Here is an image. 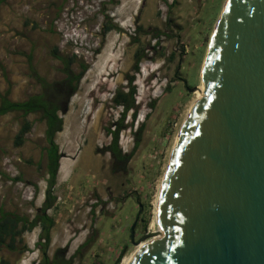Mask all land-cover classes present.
<instances>
[{
  "label": "rangeland",
  "instance_id": "1",
  "mask_svg": "<svg viewBox=\"0 0 264 264\" xmlns=\"http://www.w3.org/2000/svg\"><path fill=\"white\" fill-rule=\"evenodd\" d=\"M0 1V76L10 77V87L16 75L25 84L17 98L42 92L28 63L31 52L36 71L52 81L64 77L62 63L50 54L52 48L75 58L74 67L81 61L88 64L66 110L59 112L64 126L55 141L62 156L54 206L47 210L55 222L48 256L59 252L69 258L91 238L73 264H113L121 252L123 264L138 246L131 228L135 225V242L155 229L159 186L197 97V91L185 88L184 80L190 87L201 84L204 60L225 0ZM112 6L121 25L129 27L128 36L122 28L109 31L106 38L97 35L104 22L101 12ZM99 43L105 46L97 55L93 48ZM137 52L143 58L134 74L136 84H131L135 107L127 111L119 134L121 150L133 152L128 161L114 165L107 147L123 106L111 96L119 89L127 92L125 73H133L130 67ZM103 75L109 76L103 79ZM39 117L34 113L23 117L21 112L0 116V208L30 219L43 206L48 184L49 144L46 123ZM25 118L32 128L25 142L15 146V135ZM41 230L39 224L24 232L15 250L0 247V264H38L43 258L37 244Z\"/></svg>",
  "mask_w": 264,
  "mask_h": 264
},
{
  "label": "water",
  "instance_id": "2",
  "mask_svg": "<svg viewBox=\"0 0 264 264\" xmlns=\"http://www.w3.org/2000/svg\"><path fill=\"white\" fill-rule=\"evenodd\" d=\"M201 83L162 179L160 233L135 242L134 225L146 243L128 264H264V0H226Z\"/></svg>",
  "mask_w": 264,
  "mask_h": 264
},
{
  "label": "trees",
  "instance_id": "3",
  "mask_svg": "<svg viewBox=\"0 0 264 264\" xmlns=\"http://www.w3.org/2000/svg\"><path fill=\"white\" fill-rule=\"evenodd\" d=\"M28 25L29 21H25ZM50 54L62 61L60 71L66 76L57 79L50 80L47 77L41 76L35 69L32 60V52L27 54L28 63L32 69V76L35 78L37 83L42 87V92L39 94H32L27 96L23 100H13L10 98L11 90L7 89L5 92L0 91V116L10 112H21L23 117H27L29 114H39L40 120L45 121V138L49 144L46 148L47 153V189L46 198L41 207L40 211L33 219L29 217L16 214L11 211H7L4 208H0V247L8 246L10 249L15 250L17 246L15 242L18 237L22 236L24 232L31 231L35 226L41 224L42 230L39 235L38 245H41V251L43 258L38 264H73V260L79 250L90 242L91 238H88L82 243L76 250V252L69 258L61 257L59 252L55 254L53 258L48 256V248L51 242V228L54 226V218L47 213V210L54 206V195L53 189L56 186L57 174L59 170L60 157L62 156L59 152V146L55 141L56 134L63 130L64 120L59 115V112H64L69 98L77 91L81 75L72 76V69L70 68L72 60H68L66 55L59 53L58 48H52ZM143 55L139 52L136 53L135 62L132 66L133 74L138 71L139 64ZM86 67L84 68V70ZM83 74V73H81ZM133 76L130 78L132 81ZM74 82V84H73ZM131 89V90H129ZM134 87L131 85L127 92L118 90L115 97V102L118 105L124 107L122 117L117 125V129L111 131L112 144L107 150H110L113 154V158H121L124 161H128L132 152L124 154L119 146V134L123 130V120L129 109L135 107V101L132 98V92ZM32 128V122L25 118L20 130L15 135L14 144L15 146H21L25 142V134H27ZM9 240V241H8ZM27 247H23L25 250ZM123 253L116 258L113 264H120ZM1 264H7L2 261Z\"/></svg>",
  "mask_w": 264,
  "mask_h": 264
},
{
  "label": "flooded vegetation",
  "instance_id": "4",
  "mask_svg": "<svg viewBox=\"0 0 264 264\" xmlns=\"http://www.w3.org/2000/svg\"><path fill=\"white\" fill-rule=\"evenodd\" d=\"M107 3L109 4H112V3H114V0H108L107 1ZM106 3V4H107ZM113 9V10H112ZM116 9V7H111L110 9L108 8V9H104L101 13L102 14H105L104 15V22L102 23V29H98V31L96 32L97 33V35H101L102 37H104V38H106L107 37V35H108V32L109 31H112L113 29H119L120 30V28H122V29H124L125 30V35L126 36H128V28L129 27H124V26H122L121 25V21H119L118 20V18H116L115 16H114V10ZM136 20V17H134V21ZM96 28H98V27H96ZM96 28H93V27H90V29H92V30H96ZM104 46H105V44H103V45H101L100 43H99V45L98 46H96V47H94L93 48V52H95L97 55L101 52V50H103V48H104ZM67 58H68V60H72L73 61V63H74V61H75V58H72V56H68L67 55ZM60 63H62V61L61 60H58ZM73 63H71V66H70V68L72 69V72H71V75L72 76H78V75H81V78L82 77H84L85 75H86V73L88 72V64L86 63V62H84V61H81V62H77V64H76V66L74 67V65H72ZM134 64V63H133ZM86 67V69L84 70V68ZM75 68V69H74ZM130 68H132V65H131V67ZM131 71L129 70V71H127L126 73H125V76H126V78H127V82L125 83V84H127V87L128 88H130L131 87V84H132V82L134 81V74L133 73H130ZM81 73H83V74H81ZM108 74H110V72L108 73ZM66 75L64 74V77H65ZM109 76V75H108ZM108 76H106V75H103L102 76V78L103 79H107L108 78ZM133 76V79H132V81L130 82V78ZM179 79L181 80V81H183V78H181V77H179ZM73 84H74V82H73ZM134 84H136V81H134ZM184 85H185V88L188 90V86L190 87V85L186 82V80H184ZM42 88V87H41ZM135 88V87H134ZM129 90H131V89H129ZM135 93V90L132 92V96H133V94ZM111 144H112V142H110L109 143V145H108V147H110L111 146ZM107 147V148H108ZM108 152H110L111 153V157L113 158V154H112V152L110 151V150H108ZM123 152V151H122ZM124 154H128L129 152H123ZM113 162H114V165H117V163H119V162H123V160L120 158H113ZM140 219V216H138L137 218H136V220L138 221Z\"/></svg>",
  "mask_w": 264,
  "mask_h": 264
},
{
  "label": "crops",
  "instance_id": "5",
  "mask_svg": "<svg viewBox=\"0 0 264 264\" xmlns=\"http://www.w3.org/2000/svg\"><path fill=\"white\" fill-rule=\"evenodd\" d=\"M1 13H3V10L1 11ZM2 19H4V18H2ZM1 28H2V24H0V29ZM0 59H2V57H0ZM5 78L7 79V81L5 80ZM8 80L10 81L9 76H7V75L5 77L0 76V91L5 92L7 89L10 88V90H11L10 98H12L13 100H23L24 98H20V97L17 98L16 95L24 92L25 84L19 82L20 78L17 75L13 76V82L15 83L13 86L10 87ZM71 174L73 175V173H71Z\"/></svg>",
  "mask_w": 264,
  "mask_h": 264
},
{
  "label": "bare ground",
  "instance_id": "6",
  "mask_svg": "<svg viewBox=\"0 0 264 264\" xmlns=\"http://www.w3.org/2000/svg\"><path fill=\"white\" fill-rule=\"evenodd\" d=\"M225 2H226V0H225ZM224 4H225V3H224ZM223 7H224V5H223ZM202 92H203V84L201 83V84L199 85V89H198L197 92H196V94H197L196 100H197L198 98L201 97ZM196 100H195V101H196ZM191 107H192V106H191ZM190 109H191V108H190ZM190 109H189V111H190ZM64 167L67 168L66 165H64ZM161 184H162V182H161ZM161 184H160V186H159L158 195H159V192H160ZM158 195H157L156 205H157V201H158ZM156 205H155V211H156ZM152 225L155 226V229L152 230V231H154L155 233H160V229H159V228L157 227V225H156V219H155V218H154V221H153ZM157 236H158V234H157V235L155 234V235H154V238H156ZM145 243H146L145 241L140 242V243L138 244L137 248H136V251H137L141 246H143ZM136 251H135V252H136ZM135 252L132 253L130 256L125 257L124 260H123V264H128V263L130 262V260L132 259L133 255L135 254Z\"/></svg>",
  "mask_w": 264,
  "mask_h": 264
},
{
  "label": "clouds",
  "instance_id": "7",
  "mask_svg": "<svg viewBox=\"0 0 264 264\" xmlns=\"http://www.w3.org/2000/svg\"><path fill=\"white\" fill-rule=\"evenodd\" d=\"M103 1H104V0H103ZM150 75H152V74H150ZM150 75H149V76H150ZM146 79H147V78H146ZM146 79H145V80H146ZM147 82H148V81H147ZM151 86H152V88H153V87L155 86V85H154V83H152V85H151ZM147 90H148V89H147ZM151 94H152V91L149 93V95H148V96H150ZM115 96H116V93H115V92H113V95L111 96V98L113 99V98H115ZM148 98H150V97H148ZM139 102H140V101H139V100H137V103H136V104H139ZM123 109H124V107H123ZM123 109H122V112H123Z\"/></svg>",
  "mask_w": 264,
  "mask_h": 264
},
{
  "label": "built area",
  "instance_id": "8",
  "mask_svg": "<svg viewBox=\"0 0 264 264\" xmlns=\"http://www.w3.org/2000/svg\"><path fill=\"white\" fill-rule=\"evenodd\" d=\"M55 23H57V22L55 21Z\"/></svg>",
  "mask_w": 264,
  "mask_h": 264
}]
</instances>
